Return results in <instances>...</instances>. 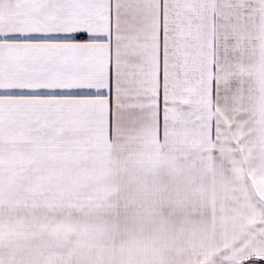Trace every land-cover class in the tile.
<instances>
[{
	"label": "snow or ice",
	"instance_id": "snow-or-ice-1",
	"mask_svg": "<svg viewBox=\"0 0 264 264\" xmlns=\"http://www.w3.org/2000/svg\"><path fill=\"white\" fill-rule=\"evenodd\" d=\"M0 264H264V0H0Z\"/></svg>",
	"mask_w": 264,
	"mask_h": 264
}]
</instances>
